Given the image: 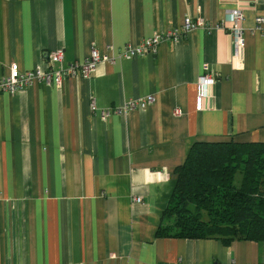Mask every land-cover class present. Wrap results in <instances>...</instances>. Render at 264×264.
I'll return each instance as SVG.
<instances>
[{
  "label": "crops",
  "instance_id": "0c3cea01",
  "mask_svg": "<svg viewBox=\"0 0 264 264\" xmlns=\"http://www.w3.org/2000/svg\"><path fill=\"white\" fill-rule=\"evenodd\" d=\"M256 17L264 0H0V79L12 65L47 70L57 51L53 71L92 48L116 57L186 18L206 24L154 55L99 63L88 79L0 93V264H264V242L157 236L195 142L264 143ZM204 64L217 76L197 111ZM147 96L152 104L123 111Z\"/></svg>",
  "mask_w": 264,
  "mask_h": 264
},
{
  "label": "trees",
  "instance_id": "16d2710c",
  "mask_svg": "<svg viewBox=\"0 0 264 264\" xmlns=\"http://www.w3.org/2000/svg\"><path fill=\"white\" fill-rule=\"evenodd\" d=\"M157 236L264 242V143L195 142Z\"/></svg>",
  "mask_w": 264,
  "mask_h": 264
},
{
  "label": "built area",
  "instance_id": "2783aa9c",
  "mask_svg": "<svg viewBox=\"0 0 264 264\" xmlns=\"http://www.w3.org/2000/svg\"><path fill=\"white\" fill-rule=\"evenodd\" d=\"M242 20V12L237 10L231 15L230 26L227 28V31L232 38L234 57H238L244 47L243 30L241 27ZM198 27L206 28V24L204 21H192L191 19L186 18L183 25L179 28H175L161 35H154L148 39H144L136 46H132L130 44L125 45L123 50L116 57L110 58L106 55H100L95 48H92L86 59L83 61H74L58 71H53L50 67H52L55 63L61 62L63 57L62 53L59 51L49 54V67L47 70L35 68L32 71L20 72L16 65H12V67H10L9 74L0 79V93L6 92L13 95L33 86L34 84H43L45 86L54 85L56 87H60L63 81L67 78L88 79L95 72V68L99 63L114 61V59L131 60L134 58L145 57L149 54L154 55L161 43L165 41L178 43L183 36H186L190 31ZM263 27L264 17H256L254 31L262 32ZM216 76L217 75L211 71L207 64L203 65L202 74L199 76L196 85L197 94L195 98V109L197 111H201L204 101L209 97L210 88L215 83ZM153 102V96H147L141 101H130L124 107L123 111L133 110L138 104L149 105ZM92 109L94 110L93 104ZM110 112V110L102 111L101 115L103 118H107ZM173 114L175 116H180L181 111L175 109ZM133 202L141 203L142 201L139 197H135L133 198Z\"/></svg>",
  "mask_w": 264,
  "mask_h": 264
}]
</instances>
